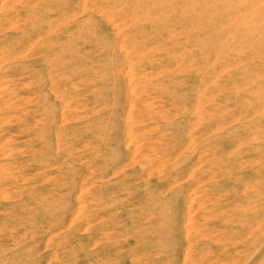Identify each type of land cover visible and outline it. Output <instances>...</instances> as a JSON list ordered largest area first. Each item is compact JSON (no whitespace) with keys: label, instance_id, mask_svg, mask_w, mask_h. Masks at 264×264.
I'll return each instance as SVG.
<instances>
[{"label":"bare ground","instance_id":"obj_1","mask_svg":"<svg viewBox=\"0 0 264 264\" xmlns=\"http://www.w3.org/2000/svg\"><path fill=\"white\" fill-rule=\"evenodd\" d=\"M35 1H19L20 5L17 7L19 11H16L17 9L12 10L9 5L3 7L0 0L2 22L8 26L0 41L3 61L7 62L11 59V54L18 50L16 45L23 44L27 47L37 39L36 50H38L31 56V60L23 65L24 68L21 67L22 69L13 68L10 64L5 65L0 70V86L8 87L10 93L12 87L20 86L17 83L19 79L30 76L39 78L35 81L33 90L42 97L41 101L33 106L36 109L34 113L44 112L49 115L39 119L41 121L36 115L18 117L6 104L7 101L0 100V125L3 124L0 133L2 147H0V158H4L1 161L6 162L7 165L4 164L8 166L0 171V175H3L0 177L3 178L0 180V188L9 186L7 181L15 182L14 178H17L21 189L17 201L0 203V208L6 212L0 214V222L4 224L0 230L9 236H16L20 234L21 226L26 228L28 223H31L39 232L38 244L27 249L25 245L9 248L12 257L7 260L9 249H6L7 244L3 242L0 245V264H44L50 252L58 257V250L47 245L45 256H37V251L51 231H57L59 228L67 229L71 222L73 225L79 219L77 211L81 208L90 209L84 218L98 220L99 223L92 222L94 226L85 229V233L82 234H79L76 228L68 226V229L62 231L60 235L65 239L63 242L60 241L64 244L62 260L46 261L47 264H144L141 252L146 251L144 248L150 244V237L161 238L159 245L163 246V250L161 256H150L147 264H264V101L261 100L264 95L257 94L258 97H253V100L252 95L245 96L249 89L245 94L239 89L234 91L235 95H222L220 100L215 95L217 88L215 84L219 80L209 74L215 67L207 63L210 57L207 51L211 50V46H206L205 39L199 36H189L180 39L183 41L182 44L192 45V51L184 54L185 57L181 58L182 55L176 53H167L158 59L160 65L168 63L176 66V71L180 73L170 78H158L153 81L156 86L168 81L171 87L166 95L154 90L158 95L153 97V108L162 112H150V124L144 121L135 123L132 115L129 116L131 124L128 123V119L123 122L122 116L114 119L118 112L122 115L124 111L122 106H116L104 108L103 111L107 110L96 118H83L87 119V122L82 126L81 131L78 129L79 122H74L75 118L69 119L68 124L61 129L60 124L65 120H60L59 112L62 107L58 101V93L61 90L58 80L59 46L61 39H64V31L61 35L59 33L60 8L57 3H53L54 0H42L32 6ZM255 1L257 0H238L235 7L241 10L242 7L253 6ZM222 2L223 0H217V3ZM68 3L69 1H66L62 9L64 14L68 13L66 6ZM181 7L186 8V3ZM14 10L24 18L25 27L29 28L21 36L10 28L13 18L11 14ZM258 14L261 16V11H258ZM203 27L209 29L211 26ZM203 27L196 26L195 29L205 32L207 29ZM185 33L186 31L182 32ZM90 35L91 33L85 32L84 29L80 38L68 42L70 49L73 50L79 44L83 49H94L100 43L94 42L97 37ZM81 39L82 43H80ZM150 40L152 41V38ZM161 40L171 41V38L165 36ZM28 51L30 52L29 49ZM112 58L118 60L116 54ZM221 59L227 61L230 55L226 54L225 58ZM180 62L182 63L178 66ZM150 69L155 73L158 72L151 65ZM127 71L130 73L129 69ZM109 72L111 71L104 72L101 69L87 72L83 69L70 76H89L94 81L96 77H106ZM118 76L117 73L114 75V81ZM261 76L263 72L257 74L258 78ZM131 77L130 82L135 79ZM107 87L100 93L108 98ZM117 89V92H124L122 86ZM120 93L107 103L119 104V98L123 99ZM230 99L234 103L233 108H229L228 104L224 103L220 106L218 102ZM204 103H208L209 107L203 108ZM78 107L75 104L70 106L68 115L77 116L80 112ZM246 111H251L254 115L257 113L258 116L255 115L257 118L228 126L233 113L241 115ZM28 112L30 113L29 110ZM107 115L109 118H106ZM243 120L246 121V118ZM126 123L129 129L126 128ZM27 126L35 128L30 129ZM149 126L150 135L141 138L140 131ZM22 129H28L27 133L21 134ZM17 131L20 134L15 137ZM13 135H15L14 142L11 139ZM150 140L155 142L151 143ZM17 141L20 145L16 143ZM138 145L142 148L138 149ZM153 146L155 148H152ZM143 149L166 153L162 158L178 157L180 166L177 177L174 175H169L168 178L160 177L153 186H150L149 181L138 179L142 174L139 165L144 164L142 158L139 162L135 158L143 152L141 151ZM17 155L22 157L14 158L13 161L10 159L11 156ZM130 160L132 164H137L132 166L131 172L126 171ZM16 163L13 178L10 177L13 172L10 166ZM154 163L147 160L144 166L150 168L155 165ZM222 166L230 167L231 170L224 174L220 168ZM128 173V176L134 180L126 179ZM57 180L61 181L60 189H56ZM177 183L178 186L173 188ZM82 189H88L89 192L93 190L95 201L87 200V191L83 190L82 194L81 192L79 194V190ZM135 189L138 191H131V195L138 194V196L133 198V203H128L129 190ZM219 192L225 194L213 196ZM142 198H150L154 210L152 215L148 212L150 210L144 215L139 209L134 208V205L145 202H141ZM218 210L220 216H208ZM142 220L153 225L141 228ZM116 222L122 223L120 228H123V231L126 229L133 234L124 241H115L111 231L116 229L112 228ZM134 222L138 223L137 227H134ZM51 236L52 233L49 238L58 242L59 235V237ZM217 237L231 241L230 246L221 245L224 248V257H221L217 246L220 240L214 242L211 239ZM131 246L133 247L130 250L122 251V248ZM116 250L118 253L114 256L112 252ZM27 253H32L33 257L26 259ZM110 255L114 257L109 258Z\"/></svg>","mask_w":264,"mask_h":264},{"label":"rangeland","instance_id":"obj_2","mask_svg":"<svg viewBox=\"0 0 264 264\" xmlns=\"http://www.w3.org/2000/svg\"><path fill=\"white\" fill-rule=\"evenodd\" d=\"M4 1L1 0L2 2L1 5L3 7L9 5L12 8V10L17 9L16 11H19V8L17 7L20 5L19 1L21 0H7L8 3ZM39 1L42 2V0H36L31 5L35 6ZM66 1H69V3L66 5L68 7L67 8L68 13L64 14L62 12V9L64 8ZM198 1L199 0H186V2L185 0H88V1L86 0L85 1L86 5H85V3H83L84 0H54L53 3H57V5L60 8V14H59L60 35L64 31L63 33L64 39H61L59 46L60 75L58 80L60 86L59 88L61 90H59L58 93V101L60 103V106L62 107V109L59 112L60 120L61 119L62 121L65 120V122L60 124V128L61 129L64 128L70 120L75 118L76 120H74V122H79L80 127H78V129L81 131L82 126L85 125V123L87 122V119H83V118H96L97 116L101 115L104 111L107 110L105 109L103 111L104 108L116 107V106H122L124 108V111L122 115L120 112H118L114 119H118L119 116H122L123 122L124 121L126 122L128 119V123L131 124L132 121L130 120L129 116L132 115L131 117L135 118L134 121L135 123L140 121H142L143 123L144 121V123L150 124V116H151L150 112L152 111L162 112V110H157L153 108V104H154L153 97L158 95L154 90H158L161 94L166 95L168 92L167 90H170L171 87L170 84L167 83L168 81L167 82L164 81L161 84H157V86L154 85L153 81L158 78H164V79L170 78L171 76L180 73L179 71H176L177 69L176 66H171L168 63L160 65L159 63L160 61L158 59H160L161 55L167 53H176L182 55L181 58L185 57L184 54H189L192 51V45L186 43L182 44L181 42L183 41L181 40H183L184 37H189V36L192 37L199 36L202 39H205L204 42L206 43V46L208 47L209 45L211 46V50L207 51L208 52L207 54L210 55V57H208L209 60L207 61V63L215 67L213 70H211V73L209 74L213 75L212 77H216V79L218 78L219 80L218 83L215 84L217 86V88H215L216 89L215 95H217V97H219L220 100L222 99L221 97L222 95L223 96L235 95L234 91L239 89L243 90L242 91L244 92L243 94H245L247 89H249L247 95L245 96L252 95L251 99L253 100H254L253 97L255 96H256L255 98L258 97L257 94L261 93V96H263L264 95V71H263L264 70V28H263L264 0H257L254 2V5L250 7H242V8H246V10L245 9L242 10V8L241 10L236 9L235 4L237 5L238 0H223L222 3H217V0H201L199 2ZM184 3H186L187 5L186 8L181 7L184 5ZM122 6L125 7L126 9L123 8ZM42 7H44V5ZM194 7H195V11H193ZM16 11L14 10L11 14L13 18H11L12 24H10V28L11 30H13V32L21 36L22 34L25 33V31L29 30V28L25 27L23 21L24 18L20 17L16 13ZM258 11H261L262 14L261 16L258 14ZM1 13L3 12H0V22H1L0 41H1V37L3 36L4 30L8 27L4 25L2 22ZM114 20H116L118 24ZM31 21L33 20H30V22ZM211 21H213L212 24ZM201 24H203V26L209 25L211 27L208 29L207 27L201 26ZM196 26L203 27L207 30L205 32H199L195 29ZM84 29L85 32L91 33L92 36L97 37V40L95 39L94 42L100 44L96 45V47L93 46L95 48L91 50L83 49V46L81 44L77 45L73 50L70 49L68 42H70V40H76L77 38H80L81 37L80 34ZM118 29L121 30L119 31ZM184 31H186V33L182 34V32ZM165 36L170 37L171 41L161 40V38ZM116 38H118V40H116ZM151 38L152 41L150 40ZM82 42L83 41L81 39L80 43ZM167 42L169 44H167ZM36 46H37V39L33 41L31 44H29V46L27 47L23 44L16 45V48L18 50H16L15 53H12L11 59L6 62L3 61L2 59L3 48H2V44H0V70H2L5 65L8 66L9 64L13 68L15 67L24 68L23 65L31 60L32 55L38 52V50H36ZM28 49L30 50V52L28 51ZM13 51L14 50H12V52ZM204 53H206V51H204ZM114 54H116V56L118 57V60L116 61L112 58ZM226 54L230 55V59L227 61H223L221 58L224 59ZM119 56L121 57V59ZM182 62L178 63V66ZM150 65L155 67L154 70H158V72L155 73L153 69H150ZM187 66L189 65L187 64ZM127 67L130 70V73L133 72V70L135 71L131 73L133 74V76L129 73V71H127L128 70ZM83 69H86L87 72L93 70L95 71L96 69H101L104 72L106 71H111V72H109V74L107 73L106 77H96L94 81H92L89 76L87 77L70 76L76 74V72H80ZM119 71L124 73H118ZM259 72L260 73L263 72V76H261V78L257 77V74ZM116 73L119 76L114 81V75ZM130 77L135 79H133L132 82H130L131 81ZM38 79L39 78H33L31 76L27 77L26 79L25 78L19 79L17 83L20 84V86L12 87L10 93L8 87L0 86L1 88L0 100L7 101L6 104L11 107V109L14 111L15 116L24 117L26 115H36L38 120L44 119L49 116L44 112L34 113L36 109L33 106L38 104V102L41 101V97H42L40 93L35 92L33 90L35 88L34 87V84L36 83L35 81H37ZM140 81L142 82L140 83ZM121 86L123 87L124 92L122 93L117 92L118 91L117 88ZM106 87L108 89L107 90L108 98L103 96L104 94L100 93V91H104ZM28 89H31L32 91ZM131 90L133 93L131 92ZM119 93L123 96L122 100L119 98L120 101L119 104L107 103L108 101L112 100V98H115V96H118ZM14 97L18 99L16 100ZM261 100L264 101V98L262 97ZM218 102L220 103V106H222V104L224 103L226 105L228 104L229 108L234 107V103L232 99L221 102L218 101ZM74 104L75 106H79L78 109L80 112L77 113V116L76 115L69 116L68 115V112L70 110L69 108L70 106L71 107L74 106ZM207 104L208 103H204L202 107L203 108L209 107V105ZM28 110L30 111V113L28 112ZM128 110H129V114L127 115ZM255 115L258 116L257 113H255ZM255 115L254 113L251 114V111H246L241 115H236L235 113H233L231 119L228 121V126H234L235 124L238 125L243 122L245 123L247 121H251L254 118H257ZM62 116L64 117L62 118ZM106 118H109L108 115ZM243 118H246V121L243 120ZM247 118L249 120H247ZM145 120L147 122H145ZM2 125H0V133L2 132V128H3ZM30 127L31 126H27V128ZM127 127L128 129L130 128L126 123V128ZM33 128L35 127H32L30 129ZM27 130L28 129H22L21 134H26ZM140 132H141L140 134L141 138L146 137L147 134L150 135L151 132L150 126L148 128L142 129V131ZM18 134L20 133L17 131L15 134L16 136L15 135L12 136L11 138L12 142H14L13 140H15V137H17ZM160 137H162V135ZM150 142L154 143L155 140H150ZM16 143L20 145V142L17 141ZM140 148L142 147L141 146L139 147L138 145V149ZM152 148H155V146H153ZM141 151L143 152H140L139 155L137 154L138 156L135 158V160L139 162L140 159L142 158V163L144 165L146 164L147 160H150L152 162L154 161L155 165H153L152 167L150 166V168L144 165L143 166L139 165L141 168L140 167L138 168L142 170L141 172L142 174L139 175L138 179L143 180L144 182L149 181L150 186H153V184L157 183L160 177L168 178L169 175H174V177H177L178 175L177 173L179 172L178 166H180L178 162L179 160L178 157L174 156V157L162 158L163 156L166 155V153H163L160 150L149 152L143 149ZM20 157L22 156L20 155H17L15 157L11 156L10 159L13 161L14 158H20ZM1 160H4V158L2 157L0 158V171L4 170L3 168L8 167L6 166L7 163L2 162ZM77 162L78 161H76V163ZM134 165L136 166L137 164L136 163L132 164V160H130L129 164H127L129 168H127L126 171L131 172L133 168L132 166ZM10 167L12 168L13 171L11 172L10 177L14 178L15 176L14 172L16 171L17 163L16 165H11ZM220 168L222 171H224V174L226 172H229V170H231L230 167H225V166H222ZM220 168H217V170L218 169L220 170ZM128 175L129 173L127 174V176ZM2 176L3 175H0V177ZM13 178L10 179L13 180ZM2 179L3 178H0V180ZM14 179L15 182L11 180L7 181V185L9 186L0 188V203H2L3 201L14 202L18 200L19 192L21 189L18 186V179L17 178ZM126 179L134 180L132 177L129 176L126 177ZM56 182H57L56 189H60L59 183H61V181L57 180ZM178 184L179 183L173 186V188H176ZM27 189L29 190L30 187H28ZM83 190L84 192L87 191L89 193V195L88 193L86 194L87 196L85 195L88 201L90 202L95 201L94 199L95 196H93L92 194L94 193L93 190L89 192L88 189H82V191L79 190V194L80 192L82 194ZM131 191L136 192L138 191V189L129 190V195L127 198L130 199L128 203H133L134 201L133 198L138 196V194L136 196L131 195ZM224 194L225 193L223 192H219L213 194V196L214 195H215L214 197L218 195L222 196ZM8 196L9 197L11 196L10 198L12 200ZM143 201L145 202L140 205H134V208L136 207L135 209H139L140 212H142V214L144 215L147 210H150L148 212H150V214L152 215L154 210H153L152 202H150V198H142L141 202ZM130 208H132V206ZM79 210L82 211L78 212ZM79 210L77 211V215L79 216V219L76 220V222H74L73 225L71 222L70 225L68 226L69 228H76L77 230H79V234H82L85 233L84 231L94 226V223L98 224L99 222L98 220L93 221L92 219L89 220L87 218H84L87 215V213L90 211V209L85 210L81 208ZM3 213H6L5 210L3 208H0V214ZM219 213L220 211L218 210L216 212H213L212 214L211 213L208 214V216L210 217L212 216L214 217L216 215L220 216ZM110 214H112V212ZM121 224L122 223L119 224V222H116L114 225H112V228H116V229H114L113 231L110 230L111 233L113 234L112 238L117 242L119 240L124 241L126 238H128V236L133 234V232L130 231L128 232L126 229H124L123 231V228H120ZM137 224L138 223L134 222V227H137ZM3 225H4L3 222H0V229L4 227ZM147 225L148 227H151L153 224H150L149 222L142 220L141 228L142 227L146 228ZM21 228L22 229L20 231V234L16 236L13 235L9 236L8 234H4L3 230H0L1 231L0 245L3 244V242H5L7 244L6 249L19 245L22 246L25 245L27 249L28 247H32L38 244L37 241H38L39 232L36 231V229L32 226L31 223L30 224L28 223V227L26 226V228H24V226H21ZM67 229L59 228L57 231L55 230L51 231L50 234L46 235V237L44 238L46 239V241L40 244L41 246L37 251L38 253L37 256L40 255L42 257L45 256L44 251L47 245L50 248L53 247V249L55 248L56 250H58L59 255L58 257H56L55 254H51L50 252L48 254L49 256L47 257L46 261L60 262L62 260L61 257L63 254L62 250L64 249L63 248L64 244L60 243V241L63 242L65 240L60 235L63 232H65ZM51 233H52L51 237L60 236L59 239L57 240L58 242H55L51 240V238H49ZM211 239L214 240V242L217 239L220 240L217 246L220 249L221 257H224L225 252L223 250L224 249L223 246L221 245L226 244L230 246L231 241L230 240L226 241L223 239V237H217L216 239L215 238H211ZM160 242H161V238L150 237V244L146 248H144L146 249V251L141 252V257L144 261V264H147V261H150V256L162 255L161 251L163 250V246L159 245ZM133 246L128 248L127 247L122 248V251H128ZM112 253L115 256V253L118 252L116 250L115 252ZM7 256H8L7 260L10 257H12V253L10 252V249H9V253H7ZM52 256L54 258H52ZM114 256L110 255L108 257L112 258ZM27 257L28 258L33 257V254L27 253L25 255V258L27 259ZM46 261H44V264H47Z\"/></svg>","mask_w":264,"mask_h":264}]
</instances>
